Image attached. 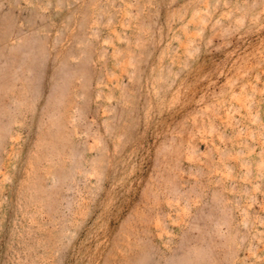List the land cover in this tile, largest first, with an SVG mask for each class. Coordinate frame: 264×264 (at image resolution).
I'll return each instance as SVG.
<instances>
[{"label":"rangeland","instance_id":"1","mask_svg":"<svg viewBox=\"0 0 264 264\" xmlns=\"http://www.w3.org/2000/svg\"><path fill=\"white\" fill-rule=\"evenodd\" d=\"M0 264H264V0H0Z\"/></svg>","mask_w":264,"mask_h":264}]
</instances>
